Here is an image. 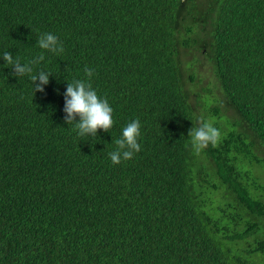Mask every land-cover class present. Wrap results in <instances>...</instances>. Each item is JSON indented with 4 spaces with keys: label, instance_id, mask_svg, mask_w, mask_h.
Instances as JSON below:
<instances>
[{
    "label": "trees",
    "instance_id": "1",
    "mask_svg": "<svg viewBox=\"0 0 264 264\" xmlns=\"http://www.w3.org/2000/svg\"><path fill=\"white\" fill-rule=\"evenodd\" d=\"M6 51L52 74L34 93L0 60V264H264V0H0ZM85 69L113 108L95 137L64 121ZM133 119L141 150L113 165Z\"/></svg>",
    "mask_w": 264,
    "mask_h": 264
},
{
    "label": "clouds",
    "instance_id": "2",
    "mask_svg": "<svg viewBox=\"0 0 264 264\" xmlns=\"http://www.w3.org/2000/svg\"><path fill=\"white\" fill-rule=\"evenodd\" d=\"M39 49L61 54L64 51L59 37L50 32L41 33L36 40ZM43 51L34 56L28 62H21L14 58L13 54L6 51L0 55V60L4 67L13 69L11 75L17 78L27 75L32 82L34 93L44 91V86L49 83L51 71L40 70L33 74V67L44 60ZM93 75L92 69H85L87 79H74L67 82L64 96V121L67 125L74 124V131L77 136L95 137L97 131H108L113 126V108L107 98L99 96L92 87L90 81ZM38 81V82H37ZM141 122L133 119L128 122L121 130L120 138L115 143L116 149L109 153V159L113 165L119 164L122 160H130L135 153L141 150L140 137L142 135ZM191 138L192 147L199 152L209 146L215 145L220 137L219 130L211 122H204L197 128H191L188 132Z\"/></svg>",
    "mask_w": 264,
    "mask_h": 264
},
{
    "label": "rangeland",
    "instance_id": "3",
    "mask_svg": "<svg viewBox=\"0 0 264 264\" xmlns=\"http://www.w3.org/2000/svg\"><path fill=\"white\" fill-rule=\"evenodd\" d=\"M211 75V72L208 71L207 67L205 68H200L199 71H198V77L203 79L204 78V82H207L210 80V75Z\"/></svg>",
    "mask_w": 264,
    "mask_h": 264
}]
</instances>
